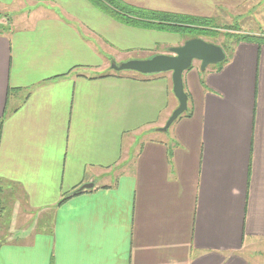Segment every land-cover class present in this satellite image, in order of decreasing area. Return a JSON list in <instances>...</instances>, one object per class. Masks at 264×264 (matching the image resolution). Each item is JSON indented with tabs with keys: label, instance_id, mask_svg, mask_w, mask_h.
<instances>
[{
	"label": "crops",
	"instance_id": "0c3cea01",
	"mask_svg": "<svg viewBox=\"0 0 264 264\" xmlns=\"http://www.w3.org/2000/svg\"><path fill=\"white\" fill-rule=\"evenodd\" d=\"M119 1L200 18L248 2ZM160 36L88 0H0V264H264V44L184 72L188 116L156 136L171 73L111 65L164 54Z\"/></svg>",
	"mask_w": 264,
	"mask_h": 264
},
{
	"label": "water",
	"instance_id": "95a60500",
	"mask_svg": "<svg viewBox=\"0 0 264 264\" xmlns=\"http://www.w3.org/2000/svg\"><path fill=\"white\" fill-rule=\"evenodd\" d=\"M225 59L222 48L201 39H190L182 46L174 47L168 54H158L145 60H130L120 65H111L114 71H133L141 75L171 73L172 92L178 102L177 108L171 113L165 125L160 129L166 132L169 127L187 110V96L184 92L182 76L193 62H199L200 71L209 66L221 63ZM92 184L82 189H91Z\"/></svg>",
	"mask_w": 264,
	"mask_h": 264
},
{
	"label": "rangeland",
	"instance_id": "374dc122",
	"mask_svg": "<svg viewBox=\"0 0 264 264\" xmlns=\"http://www.w3.org/2000/svg\"><path fill=\"white\" fill-rule=\"evenodd\" d=\"M211 19L212 22L205 24L201 33L178 34L154 30L156 33L171 37L172 44L177 43L176 46L163 44L165 41L162 40L167 39V37L160 36L159 42H162V44H156V50L168 54L171 48L182 46L184 42L190 39H201L222 48L227 53L231 47H234L235 42L243 36H264V0H248L241 7L230 11L218 9ZM193 66L200 67V64L199 62H193ZM121 73L134 72L122 71ZM159 75H163V73L148 75L147 77H158ZM164 134L165 132H156L155 135L160 136Z\"/></svg>",
	"mask_w": 264,
	"mask_h": 264
},
{
	"label": "trees",
	"instance_id": "16d2710c",
	"mask_svg": "<svg viewBox=\"0 0 264 264\" xmlns=\"http://www.w3.org/2000/svg\"><path fill=\"white\" fill-rule=\"evenodd\" d=\"M97 9L108 15L113 20L132 27H138L142 29L173 32V33H201L205 24L212 22L211 18H200L187 15H179L158 11H151L141 8L132 7L122 3L119 0H88ZM254 41L264 44V36H243L240 40L236 41L234 46L240 42ZM225 59L211 68L220 69L231 57L233 53V47L226 53ZM192 68V67H191ZM190 68V69H191ZM187 96V101L189 96ZM189 109L186 110L179 118L188 116ZM178 118V119H179ZM2 121H0L1 129ZM79 191H74L72 194H77Z\"/></svg>",
	"mask_w": 264,
	"mask_h": 264
}]
</instances>
